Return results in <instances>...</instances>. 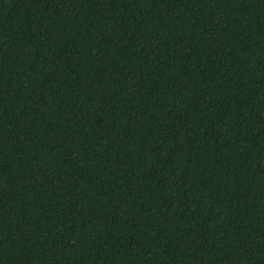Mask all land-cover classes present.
<instances>
[{
    "label": "trees",
    "instance_id": "1",
    "mask_svg": "<svg viewBox=\"0 0 264 264\" xmlns=\"http://www.w3.org/2000/svg\"><path fill=\"white\" fill-rule=\"evenodd\" d=\"M0 264H264V0H0Z\"/></svg>",
    "mask_w": 264,
    "mask_h": 264
}]
</instances>
